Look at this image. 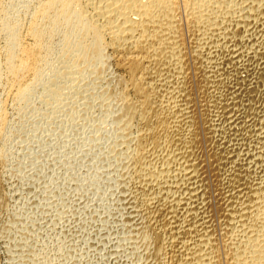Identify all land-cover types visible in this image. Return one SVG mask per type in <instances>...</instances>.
<instances>
[{"label": "bare ground", "instance_id": "6f19581e", "mask_svg": "<svg viewBox=\"0 0 264 264\" xmlns=\"http://www.w3.org/2000/svg\"><path fill=\"white\" fill-rule=\"evenodd\" d=\"M7 2L0 90L22 106L41 87L47 115L104 109L87 140L110 123L109 172L92 170L91 184L119 170L131 258L264 264V0H28L13 20ZM5 125L1 110L0 148Z\"/></svg>", "mask_w": 264, "mask_h": 264}, {"label": "rangeland", "instance_id": "374dc122", "mask_svg": "<svg viewBox=\"0 0 264 264\" xmlns=\"http://www.w3.org/2000/svg\"><path fill=\"white\" fill-rule=\"evenodd\" d=\"M26 1L6 0L7 17L13 20L23 16L26 10L24 8ZM2 41L4 40L1 34L0 61L2 59L1 51L4 47ZM41 98L53 100L50 96L42 93L41 87L36 86L30 91L26 102L19 106L15 100L8 99L5 92L0 90V111L2 110L6 116L0 148L1 154L4 155L2 165L0 163V178L3 187L5 186L6 200L8 199L7 211L9 210L8 212L0 211V264H17V262L26 260L31 264L32 262L34 264H72V262H77L73 264H83V257L86 260L95 257V260H92L94 262L90 264L98 262L99 264H141L136 256L131 258L136 248L131 241L127 240L129 235L127 230L121 227L122 218L116 211V207L120 208L123 205L120 202L119 206V202L115 201L116 197L118 199L120 195L116 194L118 193L116 190L119 191V185H115V180H119V170L113 172V175H109L111 179L108 178L105 181L100 176V179L97 178L100 180L98 183L93 186L91 184L96 180L95 177L92 178L91 174L94 172L92 170L97 171L101 168L103 178L109 172L106 169L104 173L103 167L106 162L103 160L105 154L103 152L112 141V139L109 140V137H113L112 128L108 126L110 123H106L107 127L105 125L102 128L103 135L99 134L100 138L97 136L96 144L87 140V136L93 134L91 126L96 125V122L102 115H106V112L104 109L100 110V113L98 110H93L95 112L91 111L88 115L84 112V115L82 107V109L79 108V111L77 110L80 114L77 113L78 116L75 114L76 118L69 119L66 116V119L65 115L59 114L47 115L45 114V112L48 113L46 110H43L44 114L43 111L38 110L43 105ZM65 103L67 105L68 100ZM52 133L55 137L48 141L49 134ZM33 138L36 139L35 143ZM83 148H91L93 151H90V155L84 156L81 153ZM92 155L93 157H91ZM96 155L98 156L95 157ZM98 157L101 159L99 160ZM98 161L101 164L98 165ZM103 163L104 165H102ZM113 164L115 165L114 162ZM114 169H120V167H114ZM89 186L93 190H88ZM84 187L85 189H83ZM111 191L113 195L108 193ZM106 202L109 205H106ZM108 213L113 218L109 217ZM105 217L108 218L106 225L103 222L100 223ZM95 249L96 251L98 249L97 254ZM78 256L80 263H78Z\"/></svg>", "mask_w": 264, "mask_h": 264}]
</instances>
